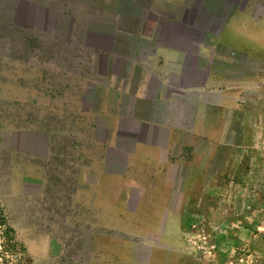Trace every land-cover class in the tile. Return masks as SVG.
<instances>
[{
    "label": "crops",
    "instance_id": "1",
    "mask_svg": "<svg viewBox=\"0 0 264 264\" xmlns=\"http://www.w3.org/2000/svg\"><path fill=\"white\" fill-rule=\"evenodd\" d=\"M145 1L147 23L91 24L97 40L54 104L61 116L23 133L22 191L42 238L55 224L56 264L69 249L73 264L179 263L180 192L194 174L182 151L222 140L240 52L264 46V0ZM43 97L34 105L45 110Z\"/></svg>",
    "mask_w": 264,
    "mask_h": 264
},
{
    "label": "rangeland",
    "instance_id": "2",
    "mask_svg": "<svg viewBox=\"0 0 264 264\" xmlns=\"http://www.w3.org/2000/svg\"><path fill=\"white\" fill-rule=\"evenodd\" d=\"M27 2L42 8L46 29L17 23V7L0 0V264H56L54 250L46 254L55 224L52 239L40 236L45 224L37 204L24 197L26 160L16 145L24 146L23 133L39 122L54 124L61 116L54 104L72 95V79L85 67L77 56L88 54L82 45L88 18L101 14L90 9L92 0ZM248 50L232 70L228 109L218 113L222 140L182 151L194 174L180 192L176 226L185 251L178 264H264V46ZM43 94L45 110L34 105ZM72 257L69 249L58 262L73 264Z\"/></svg>",
    "mask_w": 264,
    "mask_h": 264
},
{
    "label": "flooded vegetation",
    "instance_id": "3",
    "mask_svg": "<svg viewBox=\"0 0 264 264\" xmlns=\"http://www.w3.org/2000/svg\"><path fill=\"white\" fill-rule=\"evenodd\" d=\"M145 2V0H140L138 2H134L132 0H92V7L90 9L92 10V12L94 10L100 11L101 15L99 18L95 19V16L92 15L91 17L89 14L90 17L88 18L85 34H83L82 45L85 47V43L88 39H90L91 41L97 40V34H93L94 31H88V28L91 27V24L96 25L102 24L104 22L108 23L110 20H106V18H104V15H111L113 17L115 16L116 21L111 24L119 27H124L127 22H132L134 20H142L143 23L149 22V17L142 15V4H146ZM101 33L102 32H100V34ZM77 42H80V40H78ZM78 44L79 43H76V45ZM16 146L17 148H22L23 150H28L30 148L28 143H26L24 146Z\"/></svg>",
    "mask_w": 264,
    "mask_h": 264
},
{
    "label": "water",
    "instance_id": "4",
    "mask_svg": "<svg viewBox=\"0 0 264 264\" xmlns=\"http://www.w3.org/2000/svg\"><path fill=\"white\" fill-rule=\"evenodd\" d=\"M5 4H13L17 7L15 21L22 26L26 23H31L30 26L36 28L41 27L46 29L47 22L42 14V8L35 4H29L27 0H2ZM36 1V0H35Z\"/></svg>",
    "mask_w": 264,
    "mask_h": 264
}]
</instances>
